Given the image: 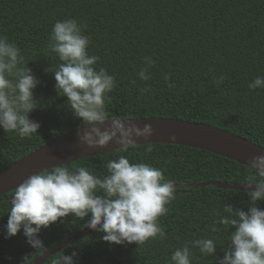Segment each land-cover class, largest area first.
<instances>
[{
    "label": "trees",
    "instance_id": "obj_1",
    "mask_svg": "<svg viewBox=\"0 0 264 264\" xmlns=\"http://www.w3.org/2000/svg\"><path fill=\"white\" fill-rule=\"evenodd\" d=\"M64 19L86 26L82 30L91 41L89 54L100 57L95 67L115 77L116 86L106 102L112 116L210 124L264 147V88H249L256 77H264V0H0V36L21 49L24 66L40 81L33 90L37 108L29 118L41 125L38 133L24 138L0 128V169L84 125L73 115L67 97L58 95L53 73L44 71L61 63L48 51V42L55 22ZM145 58L154 63L149 65ZM142 68H147L149 79L139 77ZM121 154L130 162L164 169L165 179L175 184L245 183L254 175L247 166L212 152L167 143L141 144L127 153L117 149L64 165L103 172L106 160ZM14 191L0 196V264H32L85 228L87 218H62L41 229L45 248L38 251L26 242L23 230L5 238L8 201ZM176 193L167 214L159 218L166 239L118 245L93 231L45 264L73 250L78 253L76 264H170L177 247L201 237L216 240L217 255L222 257L220 247L227 246L234 229L213 232L216 212L224 204L247 211V194L214 185L178 188ZM258 207L264 208V201ZM189 247L192 264H218Z\"/></svg>",
    "mask_w": 264,
    "mask_h": 264
},
{
    "label": "clouds",
    "instance_id": "obj_2",
    "mask_svg": "<svg viewBox=\"0 0 264 264\" xmlns=\"http://www.w3.org/2000/svg\"><path fill=\"white\" fill-rule=\"evenodd\" d=\"M83 27L76 19L55 22L48 51L55 53L61 63L44 71L53 73L58 95L67 97L73 115L85 125V130H78L81 143L104 148L114 142L121 153H127L136 148L139 138L151 137L154 129L149 123L141 128L109 113L106 102L116 86L115 77L105 68L95 67L100 57L89 54L91 41L83 34ZM145 59L149 65L154 63L151 58ZM24 60L21 49L0 36V128L22 138L38 133L41 127L29 118L37 108L33 90L40 81L24 66ZM146 73L147 68H142L138 75L147 80ZM249 88H264V77H256ZM248 165L254 172L243 188L249 197L248 210L224 204L212 226L213 232L234 229L228 234L227 246L220 247L223 256L217 255L216 240L201 237L177 247L170 264H192L189 244L198 248L201 258L212 256L218 264H264V208L258 207L264 201V155L252 157ZM103 168L101 172L62 163L30 176L15 188L4 226L5 238L23 230L26 242L35 251L42 250L45 245L39 236L41 229L72 215L80 220L87 218L83 226L104 233L102 240L108 243L140 246L150 239H166L159 218L167 214V205L177 193L174 181L165 179V170L151 163L130 162L123 154L107 159ZM77 256L73 250L52 264H76Z\"/></svg>",
    "mask_w": 264,
    "mask_h": 264
},
{
    "label": "water",
    "instance_id": "obj_3",
    "mask_svg": "<svg viewBox=\"0 0 264 264\" xmlns=\"http://www.w3.org/2000/svg\"><path fill=\"white\" fill-rule=\"evenodd\" d=\"M126 123H135L143 128L144 124L152 125L154 132L147 140L139 138L137 145L167 143L197 148L212 152L216 155L236 161L249 168L252 157L264 155V147L242 137L223 130L214 125L187 121L179 118L142 117L122 118ZM110 123V122H109ZM85 125L71 130L39 148L33 150L26 156L0 169V196L14 191L17 186L34 174L50 170L52 167L65 164L79 159L99 155L118 149V145L111 142L104 148H89L78 139V130L84 129ZM214 185L222 189L243 190L245 183H227L224 181H208L201 183L175 184L174 187L184 189L202 188ZM12 196L9 198V203ZM93 230L84 228L71 237L61 241L46 250L32 264H45V262L58 251L65 249L74 242L86 237Z\"/></svg>",
    "mask_w": 264,
    "mask_h": 264
}]
</instances>
